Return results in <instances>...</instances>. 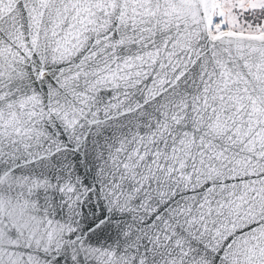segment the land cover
Segmentation results:
<instances>
[{
    "label": "snow or ice",
    "instance_id": "snow-or-ice-1",
    "mask_svg": "<svg viewBox=\"0 0 264 264\" xmlns=\"http://www.w3.org/2000/svg\"><path fill=\"white\" fill-rule=\"evenodd\" d=\"M0 264H264V0H0Z\"/></svg>",
    "mask_w": 264,
    "mask_h": 264
}]
</instances>
